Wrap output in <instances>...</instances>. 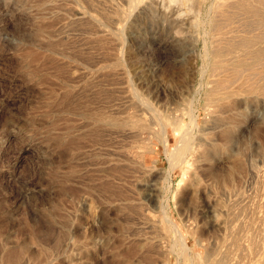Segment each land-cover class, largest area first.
I'll return each mask as SVG.
<instances>
[{"label":"rangeland","instance_id":"obj_1","mask_svg":"<svg viewBox=\"0 0 264 264\" xmlns=\"http://www.w3.org/2000/svg\"><path fill=\"white\" fill-rule=\"evenodd\" d=\"M144 1L0 0V264H264V1Z\"/></svg>","mask_w":264,"mask_h":264},{"label":"bare ground","instance_id":"obj_2","mask_svg":"<svg viewBox=\"0 0 264 264\" xmlns=\"http://www.w3.org/2000/svg\"><path fill=\"white\" fill-rule=\"evenodd\" d=\"M132 1H135V4H136V0H132ZM144 1V0H143ZM224 1V0H223ZM229 1V0H228ZM264 1V0H263ZM142 2V1H140ZM145 2V1H144ZM153 2V1H152ZM255 2V1H254ZM132 3V2H131ZM146 3V2H145ZM165 3V2H164ZM169 3H170V16L171 18L174 17H179L182 15V13L180 14L179 12H181L182 8L190 3H193V6L194 8L197 9V13L199 14H202L204 13L203 15L205 16H208L207 18L209 19L210 17L214 16L213 14H222L224 15L226 18L229 17V15L231 14V11H233L235 8H239L241 9V11L243 9H245V2L244 0H235V2L233 3H224L223 2V5L221 3H219V0H169ZM249 3V2H248ZM143 4V2H142ZM149 4V2H148ZM157 5V4H156ZM160 5V4H159ZM226 6V8H225ZM247 6V5H246ZM258 6V5H257ZM177 8V9H174V8ZM260 7V6H259ZM167 8V9H168ZM243 8V9H242ZM161 9V8H160ZM237 9V10H239ZM247 11V7L245 9ZM256 10V9H255ZM252 11V10H251ZM261 11V10H260ZM244 12V11H243ZM236 13V12H235ZM239 13V12H238ZM246 13V12H245ZM252 13V12H250ZM259 13V12H258ZM196 14V13H195ZM237 14V13H236ZM241 14V12H240ZM249 14V12H248ZM256 14V13H255ZM261 14V13H260ZM198 15V14H197ZM232 15V14H231ZM247 15V14H246ZM220 16V15H219ZM223 17V16H222ZM231 17V16H230ZM173 19V18H172ZM217 19V18H216ZM218 20V19H217ZM209 21V20H207ZM216 21V20H215ZM223 21V20H222ZM211 22V21H210ZM219 22V21H218ZM202 23V22H201ZM197 24V23H196ZM204 24H207V23H204ZM204 24H201V25H204ZM217 24V23H216ZM237 24V23H236ZM195 25V24H194ZM200 25V23L198 24ZM200 25V26H201ZM198 27V26H197ZM211 27V26H210ZM225 27V26H224ZM222 27V28H224ZM200 28V27H199ZM207 28V27H205ZM214 28V27H213ZM252 29V28H251ZM206 30V29H205ZM228 30V29H227ZM210 32V31H209ZM208 32V33H209ZM229 32V31H228ZM240 33V32H239ZM207 35V34H206ZM151 108V107H150ZM164 128V127H162ZM188 131V130H187ZM191 136V135H189ZM188 136V134L185 132V134L183 135V146L181 145V147L178 149L177 152H173L170 156L172 162L174 161H177V163L180 161H185L184 160V156L186 153H188L190 151V149L192 148V146L190 147V137ZM168 141V140H167ZM192 142V140H191ZM194 144V143H193ZM192 145V143H191ZM177 149V148H176ZM192 156V155H191ZM185 159H186V156H185ZM171 162V163H172ZM173 164V163H172ZM211 219L213 221V223L219 227V228H223V223L219 221L218 219V214H217V211H213L212 212V215H211Z\"/></svg>","mask_w":264,"mask_h":264}]
</instances>
